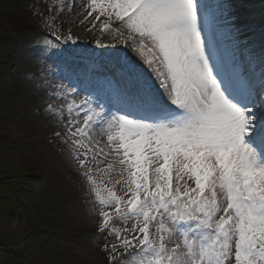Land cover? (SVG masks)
Instances as JSON below:
<instances>
[{
	"label": "snow or ice",
	"instance_id": "snow-or-ice-1",
	"mask_svg": "<svg viewBox=\"0 0 264 264\" xmlns=\"http://www.w3.org/2000/svg\"><path fill=\"white\" fill-rule=\"evenodd\" d=\"M83 7L82 31L103 51L45 19L54 40L43 41L40 60L52 63L41 74L60 73L45 111L61 116L54 135L96 196L109 264H264V57L257 78L252 59H240L231 9L219 0ZM213 14L229 43L210 27Z\"/></svg>",
	"mask_w": 264,
	"mask_h": 264
},
{
	"label": "rangeland",
	"instance_id": "rangeland-1",
	"mask_svg": "<svg viewBox=\"0 0 264 264\" xmlns=\"http://www.w3.org/2000/svg\"><path fill=\"white\" fill-rule=\"evenodd\" d=\"M63 1L0 0V9L7 7L4 17L1 15L3 11L0 10V37L15 35L12 22L21 23L25 28L29 25L34 30L49 33L42 24L43 20L49 19L53 29L60 34L67 35L71 30L73 35H80L81 47L93 48L97 52L103 51L95 49L93 34L83 32L84 26L79 24L85 1L77 0V5L70 14L64 7L66 3ZM208 1L211 4L216 2V0ZM219 2L231 9L230 20L234 28L239 30L240 50H246L251 55L255 54L256 59L253 61L257 62V66H261L260 60L264 57V0H235V3L232 0H219ZM49 8L52 11H49ZM212 25L218 28L219 40L224 44L229 43L225 35L227 25H217L214 14L210 15V27ZM96 34L99 35L98 32ZM102 39L105 43L112 42L107 35ZM42 47L43 45L30 53L25 52L21 57L12 56L13 49H9L8 52L2 48L0 50V61L3 65L10 66L8 75L0 78L5 95L2 99L6 104L5 110L10 111L13 108V112L8 115L6 129H0V134L8 142H17L19 145L33 148L32 152L38 155L35 161L41 164V169L34 173L38 181L44 185L45 190L41 192L43 198L47 200L44 208L49 210L51 206H55V212H68L69 225L57 230V236L63 239V242L59 241L65 247L63 254L69 257L73 264H109L103 236L97 232L99 216L93 211L94 206L97 209L99 207L96 196L90 191L86 179L79 174L77 167L70 162L69 146L54 135L56 131L64 130L61 116L45 111L47 105L53 103L49 92L54 89L50 85L56 81L60 73H56V76L45 73L42 76L41 69L52 63L49 61L46 65L41 62ZM117 47L122 46L117 45ZM53 72L56 70L53 69ZM54 107L61 108L63 121L66 123V103L62 106L61 101L57 100ZM93 178L100 182L99 176L94 175ZM48 196L52 199L50 200ZM115 227L122 228L123 224L117 221Z\"/></svg>",
	"mask_w": 264,
	"mask_h": 264
},
{
	"label": "trees",
	"instance_id": "trees-1",
	"mask_svg": "<svg viewBox=\"0 0 264 264\" xmlns=\"http://www.w3.org/2000/svg\"><path fill=\"white\" fill-rule=\"evenodd\" d=\"M6 8L0 9L3 17ZM12 24L17 35L1 36L0 50L13 49L12 56L21 57L31 44L34 28L27 23L26 28L21 23ZM9 67L0 61V78L8 75ZM3 94L0 84V129L5 130L13 108L5 110ZM32 150L8 142L0 134V264H71L72 260L63 254L65 247L60 243L63 239L57 236L58 229L69 225V214L55 212L54 205L49 210L44 208L47 202L41 194L44 185L34 173L41 169V164L35 161L38 155Z\"/></svg>",
	"mask_w": 264,
	"mask_h": 264
},
{
	"label": "bare ground",
	"instance_id": "bare-ground-1",
	"mask_svg": "<svg viewBox=\"0 0 264 264\" xmlns=\"http://www.w3.org/2000/svg\"><path fill=\"white\" fill-rule=\"evenodd\" d=\"M82 1V0H81ZM85 1V3H84V5H86L87 4V2H88V0H84ZM76 2H78L77 0H75V6L73 7V9L76 7ZM63 3H67V0H64L63 1ZM73 9H72V11H73Z\"/></svg>",
	"mask_w": 264,
	"mask_h": 264
}]
</instances>
